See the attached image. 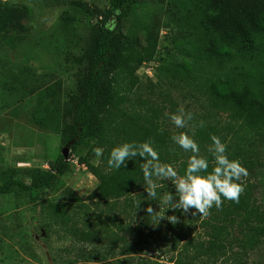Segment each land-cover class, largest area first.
I'll list each match as a JSON object with an SVG mask.
<instances>
[{
  "label": "trees",
  "instance_id": "1",
  "mask_svg": "<svg viewBox=\"0 0 264 264\" xmlns=\"http://www.w3.org/2000/svg\"><path fill=\"white\" fill-rule=\"evenodd\" d=\"M142 1L109 0L108 7L98 11L101 21L91 28L79 59L83 68L77 77L76 92L69 97L63 112L61 81L41 88L38 94L40 105L34 120L48 127L57 118L56 128L65 147L70 144L74 153L80 148L88 153L95 148L104 149L98 165L87 162L88 170L99 181L88 202L69 192L70 201L50 203V196L69 171V159L63 154L50 163L49 170L29 171L30 183L11 179L0 186V196L17 191L26 194L35 207L49 210L74 243L93 245L91 261L100 259L102 244L115 250L125 242L126 238L118 232L133 234L131 223L136 218L140 220L142 236L168 233L175 240H182V232L196 227L201 218L175 213L180 216L177 224L164 219L158 226L151 225L152 218L144 209L151 206L158 211V201L147 197L140 170L142 161H129L126 168L119 170L107 166L112 147L128 141L152 140L161 162L172 164L181 176L191 155L179 156L181 148L172 142L170 130L165 129L162 108H149L143 113L133 106L130 97L134 92H128L136 86L139 69L156 59L159 46L157 19L142 26L143 41L125 32L126 20ZM167 4L165 25L172 30V49L183 62L162 65L158 78L189 84L198 92L200 88L205 91L200 93L205 95L213 119L229 115L237 123V130L228 123L226 134H222V129L209 122L199 128L197 143L201 155H208L210 136L221 137L228 142L231 158L240 159L249 173L242 178L246 188L239 203L224 201L221 209L213 207L209 219L202 222L203 227L212 228L213 237L195 248L198 255L218 261L226 257L228 246L231 247L228 237L233 233L246 235L250 248L260 245L264 238V210L254 198L255 186L250 181L259 164L257 149L264 146V0H169ZM32 18L29 6L0 0V45L6 42L13 46L11 33L26 32V22ZM126 80L132 85L129 88L127 84L124 90L122 82ZM156 182L158 196L173 190L170 181ZM173 214L169 211L166 216ZM192 245L193 242H187L185 249Z\"/></svg>",
  "mask_w": 264,
  "mask_h": 264
},
{
  "label": "rangeland",
  "instance_id": "2",
  "mask_svg": "<svg viewBox=\"0 0 264 264\" xmlns=\"http://www.w3.org/2000/svg\"><path fill=\"white\" fill-rule=\"evenodd\" d=\"M3 1L29 6L33 18L26 22V32L20 35L11 33L13 46L6 42L0 45V186L11 179L30 183L29 171L49 170L50 163L62 154L65 146L56 128L57 118L54 124L48 123V127L34 120L40 105L38 94L41 88L61 81L63 96L60 109L62 112L65 110L69 97L76 92L77 77L83 68L79 59L84 53L91 28L101 21L98 11L105 10L109 5V0ZM168 1L143 0L125 22V32L142 41V26L145 23L157 19L160 26L156 59L139 69L136 86L128 91L134 92L130 97L133 106L143 113L149 108L160 107L164 115L183 106L194 114L188 128H175L166 115L162 116L163 124L173 135L191 129L195 132L196 141L200 121L204 125L210 122L211 126H217L223 130L220 131L222 134H226L228 123L237 130V123L229 115H217L215 119L210 116L205 95L200 93L205 91L199 87L200 92L189 84L158 78L162 65L183 62L182 57L172 49V30L165 25ZM122 83H125L124 90L129 85L131 88L129 80ZM257 150L259 164L250 181L255 186L254 198L264 210V146L259 145ZM89 152L80 148L74 153L70 149L69 171L57 191L50 196V203L70 201L69 192L85 201L94 193L99 181L88 170L87 162L98 165L99 157ZM190 154L181 149L179 156ZM88 156L91 158L89 161ZM208 217L201 216L196 227L189 231L186 228L182 232V240H175L168 233L159 235L156 232L152 236L145 233L142 236L140 220L136 218L131 223L133 234L118 232L126 238L125 242L115 250L102 244L100 259L91 261L89 253L93 245L74 243L50 216L49 210L35 207L26 194L16 191L0 196V264H264V238L260 245L250 248L247 236L241 233L235 235L232 232L233 235L228 237L231 247L228 246L226 257L213 261L198 255L195 246L213 237L212 228L202 226L203 220L207 221ZM185 220L183 218V222ZM187 242H193V245L185 249Z\"/></svg>",
  "mask_w": 264,
  "mask_h": 264
},
{
  "label": "clouds",
  "instance_id": "3",
  "mask_svg": "<svg viewBox=\"0 0 264 264\" xmlns=\"http://www.w3.org/2000/svg\"><path fill=\"white\" fill-rule=\"evenodd\" d=\"M165 115L177 129L188 128L189 122L194 119L193 112L186 111L183 106ZM199 126L203 128L204 122L200 121ZM171 140L184 152L191 153L182 176L172 164L161 162L160 153L152 140L121 142L112 147L107 158L108 168L114 170L126 168L129 161H142L140 170L147 185V197L158 201V211L151 206L144 209L146 215L152 218L151 225L158 226L164 219L175 225L180 216L207 217L213 207L221 209L224 201L239 203L246 188L242 178L249 173L240 159L231 158L227 141L211 135L208 155H201L195 132L191 129L173 135ZM93 151L97 157L104 155L102 148ZM156 181H170L173 190L158 196ZM140 204H137L138 209ZM169 211L174 214L166 216ZM175 213H180V216Z\"/></svg>",
  "mask_w": 264,
  "mask_h": 264
},
{
  "label": "water",
  "instance_id": "4",
  "mask_svg": "<svg viewBox=\"0 0 264 264\" xmlns=\"http://www.w3.org/2000/svg\"><path fill=\"white\" fill-rule=\"evenodd\" d=\"M70 149H71V145H70V144L67 145V146L64 148L62 154H63V156H64L65 159H68V153L70 152Z\"/></svg>",
  "mask_w": 264,
  "mask_h": 264
}]
</instances>
